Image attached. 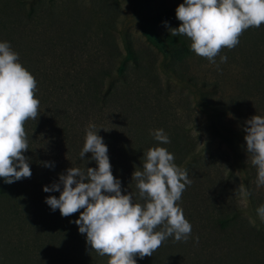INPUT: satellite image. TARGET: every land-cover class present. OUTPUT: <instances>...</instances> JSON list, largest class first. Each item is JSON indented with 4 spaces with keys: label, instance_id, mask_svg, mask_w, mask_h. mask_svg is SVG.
Wrapping results in <instances>:
<instances>
[{
    "label": "rangeland",
    "instance_id": "374dc122",
    "mask_svg": "<svg viewBox=\"0 0 264 264\" xmlns=\"http://www.w3.org/2000/svg\"><path fill=\"white\" fill-rule=\"evenodd\" d=\"M45 2L52 5L39 10H60L66 20L74 17L83 24L78 33L81 36L79 43L87 45H84L86 50L79 54L81 61L91 60L87 53L95 52L98 47L96 32L100 12L113 11L118 30L123 32V36L127 33L133 39L135 47L143 53L142 57L152 66V72L157 68L164 77L165 68L158 51L161 47L145 34L139 24H144L147 29L150 25L147 14L156 15L169 8L176 10L184 0ZM179 25L180 21L169 20L167 26L165 23L158 26L160 32H171L170 28ZM180 37L190 48V39L183 35ZM118 42L121 44V38ZM221 55L227 57V62H220ZM93 58L99 59L100 56L93 55ZM173 61L170 66H177V70L190 77L197 87L173 85L170 89L161 90V100L153 108L157 117L149 125L151 131L163 129L165 133L166 129L182 125L190 135L188 141L183 137L187 147L190 141L195 147L196 156L188 171L192 183L186 186L178 205L185 218L194 223L195 229L206 233L208 218L215 214L257 228L264 224L256 212L259 206L264 205V186L257 187V169L247 153L244 128L252 116L264 117V25L244 31L239 44L231 50L222 49L215 63L193 51L181 57L178 64ZM201 83L205 90H201ZM146 89L153 98L156 85L150 83ZM37 95L40 99L39 116L24 125L29 148L23 154L29 158L30 167L34 164L42 167V173L48 174L44 179L50 182L37 188L34 187L38 184L35 179L23 181L0 193V264H85L83 248L76 250V258L64 251L75 237L70 225H66L70 216L62 217L59 209L52 211L45 202L48 196L59 198L60 192H44L43 188L58 183L59 176L66 174L67 169L81 168L85 164L81 162L80 152L90 124H94L97 130L101 128L97 134L102 138L112 131L113 126L103 124V115L94 120L85 111L74 113L64 106L58 108L50 103L44 104L41 90L37 89ZM199 96L211 105L213 111L200 108L197 103ZM116 130L120 127L115 126ZM76 139L78 146L73 148L72 140ZM103 142L109 155L112 145L106 140ZM168 145L156 140L152 147H164L169 151ZM88 155L92 154H85ZM175 155L180 160L187 158L185 150ZM45 163H53L54 166L46 167ZM62 188L61 185V191ZM139 202L145 203L142 199ZM236 231L238 229L228 227L226 237H215L214 230L211 235L208 233L210 237L197 231L194 244L186 248L185 255L193 258L194 264H264V247L259 238L250 234L246 227L243 232Z\"/></svg>",
    "mask_w": 264,
    "mask_h": 264
},
{
    "label": "trees",
    "instance_id": "16d2710c",
    "mask_svg": "<svg viewBox=\"0 0 264 264\" xmlns=\"http://www.w3.org/2000/svg\"><path fill=\"white\" fill-rule=\"evenodd\" d=\"M46 5L52 4L45 0H0V42H9L12 50L19 54V63L34 76L37 89L42 91L44 104L50 103L58 108L64 106V109L70 108L74 113L85 111L87 115H92L94 120L103 115V124L113 126L112 131L107 132L103 138L112 145L108 155L112 174L121 181L122 194L130 192L133 201L140 203L139 190L132 174L134 171L143 170L144 153L153 148L152 145L156 141L151 135L154 131H151L149 123L157 117L153 108L161 100L159 94L164 88L167 90L173 85L197 87L190 77L183 76L177 70V66H170V62L175 60L178 64L181 57L192 54V50L180 36L173 37L171 32H160L158 26L169 20L179 21L176 11L169 8L156 15L147 14L150 22L147 29L144 24H139L145 34L161 47L158 51L165 68L162 77L157 68L152 72V66L142 57L143 53L135 47L133 39L127 33L123 36V32L118 30L113 11L102 10L100 16L97 15L98 47L95 52L87 53L92 59L83 62L79 59V54L86 50L84 45L87 44L79 43L81 36L78 34L83 24L74 17L66 20L60 10H39ZM119 38L121 44L118 42ZM179 53L182 56H178ZM93 55L100 58L95 59ZM156 63L157 60L154 61V64ZM150 83L157 87L153 98L150 97L151 92L146 89ZM200 88L206 89L203 83ZM36 98L38 99L37 91ZM197 103L201 109L213 111L211 105L201 96ZM115 126L120 127V130L115 131ZM185 129L182 125L169 128L166 129V134L171 141L168 146L169 152L174 155V163L188 172L196 155L191 141V145L188 142L187 147L183 140L185 137L188 141L190 136ZM72 143L73 148L78 146L77 139L72 140ZM183 150L186 151V160H180L175 155ZM75 153L76 151L73 155ZM81 162L85 163L81 169L97 167L91 155L85 156ZM30 169L31 178L11 184L0 178V193L23 181L32 182L35 179L38 184L34 187L37 188L50 182L49 179H44L48 174L42 173L40 165L34 164ZM79 216L80 212L71 215L66 223L70 225L71 233L75 237L71 246L66 245L64 248L65 253L76 258V250L83 248L86 255L85 264H108L109 257H101L91 250L86 243V234L79 233L78 226L74 223ZM208 219L209 234L214 230L215 237H226L228 227L238 229V233L243 232L246 227L250 234L259 238L264 247L263 223L257 228H250L249 224L226 219L219 214L210 215ZM189 222L192 233L187 242H176L174 237H169L151 257H135L137 264H194V259L185 255L186 248L194 244L197 231H200L202 236L209 234L204 230L195 229L194 223Z\"/></svg>",
    "mask_w": 264,
    "mask_h": 264
},
{
    "label": "clouds",
    "instance_id": "9594fccd",
    "mask_svg": "<svg viewBox=\"0 0 264 264\" xmlns=\"http://www.w3.org/2000/svg\"><path fill=\"white\" fill-rule=\"evenodd\" d=\"M175 11L180 25L169 29L171 35L189 38L191 50L211 63L222 49L235 48L244 31L264 25V0H184ZM220 62H227V57L221 55ZM36 91L37 81L19 63V54L9 42H0V178L8 184L32 175L23 154L29 148L24 125L39 116ZM245 123L244 140L257 169V187L264 186V117L254 115ZM100 129L89 125L80 152L82 159L91 153L97 167L67 169L58 183L44 186V192H60L59 198L48 196L46 204L52 211L59 209L62 217L80 212L74 221L79 233L86 234L91 250L109 257L108 264H137L135 257H151L169 237L187 242L192 226L177 203L192 183L187 170L174 163L166 148H150L144 153L143 170L132 174L145 201L136 203L132 193L122 194L121 181L112 174L108 148L97 134ZM151 135L161 144L171 142L163 129ZM256 212L264 222V205Z\"/></svg>",
    "mask_w": 264,
    "mask_h": 264
}]
</instances>
